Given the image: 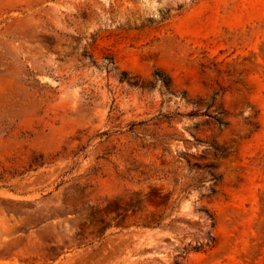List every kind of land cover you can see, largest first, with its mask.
Returning <instances> with one entry per match:
<instances>
[{"label": "rangeland", "instance_id": "rangeland-1", "mask_svg": "<svg viewBox=\"0 0 264 264\" xmlns=\"http://www.w3.org/2000/svg\"><path fill=\"white\" fill-rule=\"evenodd\" d=\"M0 264H264V0H0Z\"/></svg>", "mask_w": 264, "mask_h": 264}, {"label": "trees", "instance_id": "trees-1", "mask_svg": "<svg viewBox=\"0 0 264 264\" xmlns=\"http://www.w3.org/2000/svg\"><path fill=\"white\" fill-rule=\"evenodd\" d=\"M155 76L157 77L158 80H161L162 82H165V84H168L167 81H164V79H162L159 73L155 72Z\"/></svg>", "mask_w": 264, "mask_h": 264}]
</instances>
